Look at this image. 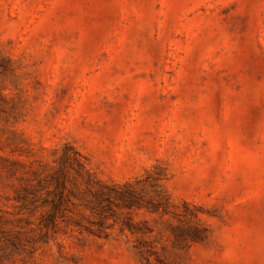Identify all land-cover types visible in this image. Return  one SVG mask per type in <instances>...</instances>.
I'll return each mask as SVG.
<instances>
[{
    "label": "rangeland",
    "instance_id": "1",
    "mask_svg": "<svg viewBox=\"0 0 264 264\" xmlns=\"http://www.w3.org/2000/svg\"><path fill=\"white\" fill-rule=\"evenodd\" d=\"M0 264H264V0H0Z\"/></svg>",
    "mask_w": 264,
    "mask_h": 264
}]
</instances>
